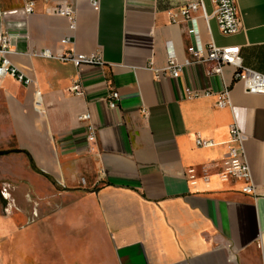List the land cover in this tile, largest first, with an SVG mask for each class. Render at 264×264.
I'll list each match as a JSON object with an SVG mask.
<instances>
[{"label":"crops","instance_id":"crops-1","mask_svg":"<svg viewBox=\"0 0 264 264\" xmlns=\"http://www.w3.org/2000/svg\"><path fill=\"white\" fill-rule=\"evenodd\" d=\"M60 1L35 0L25 15L23 0H0L8 58L32 80L0 79V133L20 150L10 155L22 156L16 177L42 174L61 196L80 199L70 207L86 215L72 230L82 247L57 248L56 264H264V94L245 92L230 65L221 76L193 63L178 77H155L150 67L166 65L167 42L178 61L189 57V23H173L168 14L179 19L183 0H97V9L90 0H65L75 10L73 30L64 17L44 11ZM202 1L207 18L200 10L195 16L203 45L237 46L244 66L264 72V0H235L241 28L229 35L219 31L213 3ZM65 36L70 43L63 45ZM43 49L98 52L102 64L75 67L34 55ZM74 81L82 95L68 92ZM224 86L229 107H216L214 94L186 96ZM110 91L119 93L114 109L106 101ZM85 112L95 128L91 142L76 119ZM232 121L245 136L256 196L241 192L238 180L211 174L190 184L184 176L190 166L216 170ZM196 133L215 145L196 146ZM10 173L15 178L14 167ZM14 244L5 255L0 245V264H14Z\"/></svg>","mask_w":264,"mask_h":264},{"label":"built area","instance_id":"built-area-1","mask_svg":"<svg viewBox=\"0 0 264 264\" xmlns=\"http://www.w3.org/2000/svg\"><path fill=\"white\" fill-rule=\"evenodd\" d=\"M94 9L98 8L97 0H90ZM214 5L213 15L216 19L219 31L224 35L234 34L241 28V22L238 15L235 0H210ZM35 0H23L22 13L30 14L35 9ZM202 12L204 19L207 14L204 10L202 0H183V3L177 8L179 19L174 17L173 11L168 14L173 23L179 21H186L189 23V32L192 36L193 42L187 46L186 51L188 58L178 61L174 53L171 42L166 44V65L163 68L150 69L154 72L155 77L161 74H167L171 77H178L182 68L185 65L197 63L208 65L206 68V75L213 76L222 74V69L225 65H230L234 68L233 81L241 84L243 90L248 93L264 94V72L255 71L243 65L239 52V47H220L213 43L203 45L200 40L199 30L195 14L198 11ZM45 13L55 14L64 17L68 22V28L73 30L76 24V16L74 8L62 0L55 5L47 6ZM11 37L8 33L0 34V79L4 77H11L24 85H29L32 80L24 75L14 66L8 55L10 53ZM63 45L69 44L70 39L65 36L61 39ZM35 56L42 58H52L62 62H69L75 67L81 65H101L102 59L98 52L78 53L73 49L61 51L52 54L49 49H43L34 53ZM68 92L74 95H82L83 89L78 81H74L69 87ZM214 94L216 97L215 106L218 108L229 107L230 91L227 86H224L220 91H212L210 88L196 89L187 91V98H196L202 95ZM36 103H39V92L35 91ZM119 93L117 91H110L106 96V101L110 109L118 106ZM76 119L83 123L85 132V140L91 142L95 140V128L91 122V116L88 112L77 115ZM227 149L223 157L219 160L214 172L210 171V167L197 168L190 166L185 170L184 176L186 180L193 184L198 179L207 181L211 174H215L222 182L227 181H241V192L256 196L257 187L252 179L249 164L245 157L243 143L245 136L240 131L237 123L232 121L228 128ZM194 143L198 147H212L215 143L211 139L202 137L199 133L194 136ZM13 187L6 183L0 190V195L4 201L3 212L9 215L15 207V202L12 197ZM29 199V196H26ZM34 214L36 212L34 211Z\"/></svg>","mask_w":264,"mask_h":264},{"label":"rangeland","instance_id":"rangeland-1","mask_svg":"<svg viewBox=\"0 0 264 264\" xmlns=\"http://www.w3.org/2000/svg\"><path fill=\"white\" fill-rule=\"evenodd\" d=\"M15 146L12 136L0 133V150H8L7 153L0 154V190L6 183L10 184L13 187L12 197L15 202L12 212L6 215L3 212L4 201L0 195L2 253H8L9 244L16 239L12 249L14 264L21 261L23 264H56L57 248L69 252L71 245L82 247L84 240L73 234L72 230L78 229L76 223L80 216L82 222L86 220L85 212L79 207H70L77 205L80 199L61 196L58 194L56 183H50L42 174L31 170L30 177L17 178L16 176L22 173L18 168L22 164V156L10 155L11 147ZM11 167L15 168V178L10 173ZM5 261L1 260L3 264H7Z\"/></svg>","mask_w":264,"mask_h":264},{"label":"trees","instance_id":"trees-1","mask_svg":"<svg viewBox=\"0 0 264 264\" xmlns=\"http://www.w3.org/2000/svg\"><path fill=\"white\" fill-rule=\"evenodd\" d=\"M11 151L12 152H19L20 150H18V149H11ZM10 151V152H11ZM8 152V150H0V154H5V153H7Z\"/></svg>","mask_w":264,"mask_h":264}]
</instances>
